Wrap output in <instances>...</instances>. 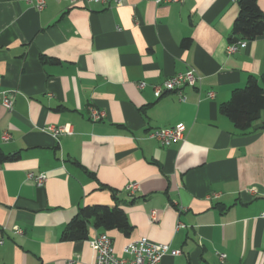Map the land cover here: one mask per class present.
Here are the masks:
<instances>
[{
    "label": "crops",
    "instance_id": "crops-1",
    "mask_svg": "<svg viewBox=\"0 0 264 264\" xmlns=\"http://www.w3.org/2000/svg\"><path fill=\"white\" fill-rule=\"evenodd\" d=\"M43 1L0 0V93L14 101L0 111V151L15 157L0 165V264H94L99 233L120 257L145 237L180 252L160 264H264V112L244 134L220 112L250 77L264 89V35L226 54L238 0ZM190 68L202 82L185 101L155 98ZM90 107L106 117L91 122ZM179 123L183 142L147 137ZM115 201L128 236L90 227L87 240L61 239L80 208Z\"/></svg>",
    "mask_w": 264,
    "mask_h": 264
},
{
    "label": "built area",
    "instance_id": "built-area-1",
    "mask_svg": "<svg viewBox=\"0 0 264 264\" xmlns=\"http://www.w3.org/2000/svg\"><path fill=\"white\" fill-rule=\"evenodd\" d=\"M70 5L75 6L79 3H105V0H63ZM184 0H156V3H182ZM116 5L120 6V2L116 1ZM45 7L43 0H36L35 9L41 11ZM246 42L238 41L231 43L226 47V54L231 55L236 53L240 48L245 47ZM202 82V77L192 68L184 73L176 74L166 79L161 85L153 88L155 98H159L166 92H174L181 102L185 101L183 90L185 88L199 89ZM138 89H144L145 84L140 82ZM0 111H13L14 101L8 98L4 93H0ZM213 92L206 94V99H213ZM89 119L91 122L96 123L102 121L106 117L104 111L98 110L94 107L88 109ZM45 131L50 134L54 139L63 134H70L69 126L56 127L49 126ZM186 127L179 123L172 128L157 129L148 133V138L155 140L161 147H168L174 142H183L185 139ZM5 134L4 139H7ZM27 178L34 183L37 187L44 186L47 177L44 173L34 174L29 172ZM126 192L134 195L138 190L137 183H130L125 188ZM154 215V212H153ZM259 219L264 220V213L259 216ZM15 233L19 234L21 231L16 227ZM91 249L95 254L94 264H160L165 255L177 256L180 254L178 250H171L168 245L157 244L145 237L136 239L129 242L123 248L124 257L117 256L114 251L112 239L106 233H99L95 235L89 242ZM220 260L225 259L224 254L219 255Z\"/></svg>",
    "mask_w": 264,
    "mask_h": 264
},
{
    "label": "trees",
    "instance_id": "trees-1",
    "mask_svg": "<svg viewBox=\"0 0 264 264\" xmlns=\"http://www.w3.org/2000/svg\"><path fill=\"white\" fill-rule=\"evenodd\" d=\"M238 15L233 23L229 43L238 41L250 42L264 35V15L260 11L257 0H238ZM189 40L182 47L186 48ZM220 112L227 117L242 134L247 133L264 112V89L257 80L250 77L246 86L234 90L230 100L220 106ZM0 151V165L12 161ZM112 194L115 195L114 192ZM121 231L128 236L132 230L125 212L117 201L114 206H86L79 209L77 215L67 225L62 234L63 241H84L88 239V230Z\"/></svg>",
    "mask_w": 264,
    "mask_h": 264
}]
</instances>
